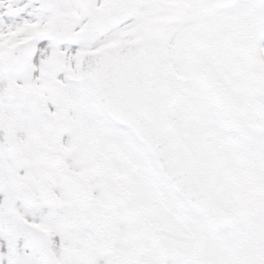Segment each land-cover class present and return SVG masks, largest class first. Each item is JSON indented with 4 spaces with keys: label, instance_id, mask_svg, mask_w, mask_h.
<instances>
[{
    "label": "snow or ice",
    "instance_id": "6c2138e0",
    "mask_svg": "<svg viewBox=\"0 0 264 264\" xmlns=\"http://www.w3.org/2000/svg\"><path fill=\"white\" fill-rule=\"evenodd\" d=\"M0 264H264V0H0Z\"/></svg>",
    "mask_w": 264,
    "mask_h": 264
}]
</instances>
